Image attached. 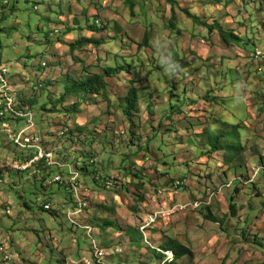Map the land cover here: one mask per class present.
Returning a JSON list of instances; mask_svg holds the SVG:
<instances>
[{
  "label": "rangeland",
  "instance_id": "obj_1",
  "mask_svg": "<svg viewBox=\"0 0 264 264\" xmlns=\"http://www.w3.org/2000/svg\"><path fill=\"white\" fill-rule=\"evenodd\" d=\"M4 1L0 0V7ZM222 1L220 6L219 0H19L17 10L0 22V29H6L0 30V53L11 73L12 94L23 96L27 105L35 101L39 104L35 109L37 128L30 136L49 134L51 141L47 138L39 142L46 153H64L65 158L59 157L66 163L63 168L70 165L76 169V159L86 148L87 152L101 155L96 160L101 167L104 162L109 167L103 176L110 174L111 184L107 186L111 190L94 185L93 177L80 176L86 188L83 187L88 189L84 195L90 208L82 224L94 218L116 223L106 232L95 228V238L104 250L103 264H161L146 241L149 239L153 248L159 249L167 236L194 251L193 262L185 259L180 264H264V180L259 181L257 189L245 185L239 189L240 195L231 189L219 194L215 202L207 198L210 191L221 190L225 184H231L234 175L243 173L241 169L232 171L236 164L250 166L248 177L255 182L263 170L259 162L264 156V56H257L256 50L264 53V0H247L244 5L249 7L248 11L243 4L241 9L225 8L236 0ZM241 1L244 2L238 0ZM184 10L200 17L203 23L220 20L227 31H236L245 45L237 42L228 46L219 31L211 33L198 26ZM97 16L100 23L119 24L129 39L127 47L110 42L107 46L79 50L75 57L83 62L81 66L60 42L76 20L80 24L66 42L78 41L79 28L84 38L99 40L100 36L88 32ZM60 17L63 19L59 25L48 22L49 19L58 22ZM172 18L173 31L169 26ZM112 35L108 37L111 39ZM146 35H150L152 45L147 50L148 59L138 52ZM121 58L127 62L140 58L145 67L132 69L133 75L121 76L119 81L109 80L106 95L95 100L97 109L84 107L83 113L74 119L51 112L64 94L68 74L85 79L91 73L116 67L117 61L124 65ZM175 59L189 63L183 81L181 76L175 79L180 84L177 100L183 107L169 103L171 81L166 87L164 83L156 85L159 78L165 80L164 73L156 67L172 71L180 65ZM130 81H137V89L142 93L130 120L133 125L120 108V100L132 87ZM42 82L51 83L52 87L34 91ZM185 90L188 94L196 91L200 102H186L182 98ZM208 94L211 99L205 98ZM70 106L68 103L66 108ZM174 106L180 111L174 113ZM61 110L64 107L56 111ZM240 124L247 148L243 156L235 161L232 158L230 165L223 153L211 160L205 157L209 145L201 134L206 128L231 131L233 125ZM10 126V130H5L0 125V246L6 248L9 260L5 261L0 250V264H63L65 260L101 264L90 248V240L83 237L84 231H72L66 213L69 211V219L76 221L75 214L79 211L72 214L67 198L54 195L49 204L60 218L40 210L38 194L41 196L42 186L34 178L41 180V174L45 173L36 169L39 163L21 165L19 158L23 151L15 145L18 134L27 132L30 126L23 123ZM85 127L88 128L85 133H77L78 128ZM70 131L75 132V137L69 135ZM158 131L162 132L156 137L162 146L157 150L160 155L149 145ZM147 145L151 153L132 156L139 146ZM165 158L168 160L164 162L173 167L158 162ZM141 174L150 181L139 191L136 186L140 180L134 176ZM59 177L52 180L55 182ZM75 177L73 184L79 175ZM173 181L182 183L183 189L171 188ZM139 197L145 198L144 203ZM212 202V213L225 219L224 223L214 224L205 219L207 209L203 210V206ZM26 204L32 209H26ZM231 205L237 208L235 217L230 212ZM133 208H137L135 213ZM145 225L152 231L145 242L133 244L129 229Z\"/></svg>",
  "mask_w": 264,
  "mask_h": 264
},
{
  "label": "trees",
  "instance_id": "obj_2",
  "mask_svg": "<svg viewBox=\"0 0 264 264\" xmlns=\"http://www.w3.org/2000/svg\"><path fill=\"white\" fill-rule=\"evenodd\" d=\"M19 0H6L4 1L3 5H1L0 7V22H3L4 20H6L9 17V14H13L16 10H17V5H18ZM224 1L219 0L220 6H222L221 4H223ZM247 2V0L241 1V3L238 2V0H236L235 2L233 1V3H227L225 8H230V7H237L239 9L242 8V4H243V8L248 11L247 9L249 8L248 6L244 5ZM133 6V5H132ZM184 13L189 16L192 20H194L195 22L198 23V26L203 27L205 29H207L209 32L211 33H215V31H219L221 34V37L223 39V41L228 45L231 46L235 43H239L241 46L245 45V43L243 41H241V37L239 34H237L236 31H227L222 25L220 20H215L212 24L209 23H203L201 18L198 16H195L193 14L190 13L189 10H184ZM61 14V13H60ZM60 14H56L57 16ZM63 17L59 18L58 22H54L53 19H49L48 22L50 23V25H59V22H62ZM174 18L171 19L169 26H170V30L173 31V23H174ZM89 23V20H88ZM91 26L88 27V32L93 34L94 36H100L101 38L99 40L95 39V38H84L83 36H81V33L83 32L82 28H79L78 32L80 34L78 41L77 42H66L69 41L67 40L68 37L71 35H73L76 31V26L78 27V25L80 24V21L76 20L75 21V25H73L74 27L71 29H67V34H65V40L63 42V45H65L66 47H68L70 54L72 55V59L74 60L75 63L83 66V62L78 60L75 57V54L77 52H79V50H84L87 47H102V46H107L110 45L111 43L117 44V43H122L124 46L127 47V41L129 40L128 37L126 36V33L123 32V30L121 29V27L119 26V24L116 23H100L98 20V16L95 17L93 19V22H91ZM100 23V24H98ZM3 32H6L5 28L0 29ZM43 30V29H40ZM54 33V32H53ZM56 33V32H55ZM109 34H113L112 38L110 39L108 36ZM46 42H49V38L46 37ZM45 44V42H44ZM151 37L150 35H146L145 39L143 41V43L140 45L141 50H138V52L145 58L148 59V54H147V50H151ZM243 47V46H242ZM0 49H1V43H0ZM257 51V50H256ZM122 61L125 63L124 65L121 64L119 61L115 62L116 63V67H110V68H106L103 69V71L101 73H91L88 75L87 78L85 79H76L73 78V76L71 75H67L66 79L64 81V85L63 87H65V91L64 94L62 95V97L60 98V100L56 103H54V109L51 112L55 113L58 112L59 113H63L64 115H69V119H74L73 117L75 115L78 114H82L84 111V107L86 108H95L97 109V103H95L97 99H99V97H104L109 89V80H116L118 79V81L121 79V76H131L133 74L132 73V69H137L139 68L141 65H143L142 61L140 60V58L137 59V61L131 60L130 62H127L125 59L121 58ZM0 60L4 61V59H2L1 57V53H0ZM176 60V59H175ZM153 62V61H152ZM176 62H179V66L176 65L174 66V69L172 71H167L165 72V70L161 69V68H157L156 69L159 72L164 73L163 77H164V81L161 78H157V84L156 85H160L161 83H164L163 85L166 87V84L169 83L171 81V83L173 84L172 90L169 93V103L171 105H176L178 107L182 106L183 107V103L177 99H180V97L178 96V86L180 85L178 82L175 81L176 78H180L181 76V80L183 81L185 75L183 74L184 72H186L189 68V63L187 61H181L180 59L176 60ZM151 64V63H150ZM7 67L8 65L5 64ZM153 66V64H151ZM145 67V66H144ZM47 68V67H46ZM85 71H87V69H85ZM10 77H11V73H10ZM134 77V76H133ZM10 81V78H9ZM43 83V82H42ZM132 87L128 90V93L125 97L122 98V100H120V102H122L120 108L123 109L124 111V116L129 119V122H131L130 120L134 117V113H136V110L138 109V105H139V101H140V95L142 94L140 89H137V81H130ZM152 83H155L152 82ZM51 83H39V86L37 88L34 89V91L36 90L37 92L40 91H47V87H49L48 89H50V87H52V85H50ZM10 85L12 88V84L10 81ZM151 89V88H150ZM147 92V91H146ZM18 93V92H17ZM183 96L182 98L186 99V102H190V100L194 103L200 102L198 97H197V92L196 91H192L190 92V94H188V92L185 90L183 92ZM13 97H15L16 100V110L19 113H25V114H34L35 115V109L39 106L38 102H31L28 103L29 105L25 104V102L23 101L24 99L22 97H20L19 94H17V96H14V94H12ZM152 96V94L150 95V97ZM78 99V101L76 103H72L71 99ZM205 98L207 99H211V95H205ZM111 99V98H110ZM206 99V100H207ZM0 125H3V127L5 128V130H10L11 128V124H28V121L26 119H21L18 118L16 115H13L11 113L8 112L7 110V105L6 103H4V101L0 98ZM215 100V99H214ZM119 102V103H120ZM68 103H71V106L66 108V105ZM92 103V104H90ZM185 103V102H184ZM185 104V105H188ZM110 104V101H109ZM124 105V106H123ZM64 107V110L56 111L59 107ZM124 107V108H123ZM178 107H172V111L175 113V111H180V109H177ZM43 111L46 112L47 109L43 108ZM3 115V116H2ZM76 120V119H75ZM35 122H36V116H35ZM133 125V122H131ZM224 124H228L227 122ZM37 128V126H36ZM87 127L85 128H78L76 131L79 134H83L87 131ZM1 131V129H0ZM35 131V130H34ZM3 132V131H2ZM69 135H71V137H75V132L70 131L68 132ZM100 133V132H98ZM169 133V132H167ZM243 133V125H233L231 128V131H225V129H220L217 128V130H211L210 128H206L203 133L201 134V137H203L204 139H207L208 141V145H209V150L207 152V154H205V157L208 159H212L213 157L219 155V154H226V163L232 164V158L235 160H238L240 158V156H243V153L245 151H247L246 145L244 144V139L242 136ZM21 133L18 134V137ZM159 134H162V132L158 131L157 134H154L152 137L153 139L155 138V144L153 145V139L151 138L149 141H152L151 146L155 147L154 150L162 149V146H160L159 143H157V138ZM132 135L135 136L134 132L132 131ZM1 136V134H0ZM65 136V135H63ZM17 137V138H18ZM35 139L34 144L37 145L39 148L42 149V151L44 152L42 146H41V142H39V140L41 139L42 142L43 141H47V138L50 139L51 136L49 134H43L41 135V137L39 136H29ZM196 140H198V137H195ZM52 139H50L49 141H51ZM50 143V142H49ZM71 143H75V141H71ZM163 144L165 145V142L163 141ZM182 144V143H181ZM47 145V143H46ZM89 145V144H88ZM133 147L134 144H131ZM90 146H92V142L90 143ZM17 147V146H16ZM150 146H139V149L137 152L133 153L132 156H134L135 158H138V155L143 152L144 154H148L149 152L151 153V150H149ZM18 149H20L21 151H23L22 154V158L20 159V163L21 165L26 166L27 163H31L33 161H35V159H37L40 156V151L38 149H33V150H23L19 147H17ZM132 148V147H131ZM89 148H86L84 150V152H82L80 155H82L81 157H77V161H76V169H73L70 165L66 168H63L64 166H66V163L64 162V164L61 162V159L59 157H63L65 158L64 153H60L59 155L54 151L52 153H46L44 152L46 155L52 154L53 155V161H58V162H54L55 165H51L47 158L44 157L43 160H41V162H39V164L36 166V169H39V173H45L44 175L41 174V180H38V177H35L34 179L36 180V183H41L42 186V192H41V196H39L38 194V203H41V208L40 210L43 213H47L50 214L53 218H60L61 215L58 214L57 211H55L53 208L51 209V206L49 205L51 203V201L53 200L54 195H57L61 198H67V200L71 203V207H72V214L75 213L76 211L79 210V203L77 201V196L79 194L80 200L82 201L83 204V210H82V214L76 217V224L73 223L70 219H69V215L70 212L67 214L66 213V218L68 219L69 223L72 226V231L74 232L75 229L80 231L83 230L84 234L83 237L86 238V240H90V248L92 250V252L95 254V248H94V242L97 244V246H99V248L101 250H103L101 248V246L99 245V241L95 238V228H99L101 229L103 232H106L107 229L109 228H114L116 226V223H114L113 221L109 220V219H102V218H94L92 220L87 221L86 223H83V218H86L88 215V210L89 208V202L87 200V198H85L84 193L88 192L85 188L84 185V180H80V176L81 175H87L88 177H93V183L94 185L97 186H102L105 189H108L107 185L111 184L110 183V174L106 175L105 177L103 176L105 173L109 172V167L106 166L105 167V162H104V167H101L99 164L100 162H97L96 160L101 156L100 154H97L94 151H89ZM92 150V149H90ZM159 154V153H158ZM56 155V156H55ZM160 155V154H159ZM207 155V156H206ZM128 156V155H127ZM126 156V157H127ZM129 157V156H128ZM59 158V159H58ZM101 158V157H100ZM162 161H158L159 163L162 164V162L167 161L168 159H161ZM80 161H82L80 163ZM176 162V161H175ZM126 163V162H125ZM240 164H243L241 161H239ZM259 164L263 167L261 170L260 175H258L257 181L255 182L251 180V177H248L250 171L252 169H250L251 167L249 166H244V165H239L236 164V167L234 168L235 170L232 171H239V169L243 170V173L241 175L236 174L234 175L235 179L231 182V184H225L222 189L217 190V191H210V195L207 196L208 199H211L213 202H215L216 198L218 197L219 194L225 192V191H229V190H234L235 189V193L237 195H240V191L239 189H241L242 187H244L246 185V187L248 186V188L252 189H257L258 188V183L261 179L264 180V156L261 157V161L259 162ZM162 165L166 166V167H173V165L171 163L168 162H164ZM28 166V165H27ZM261 168V167H260ZM237 169V170H236ZM158 171V170H155ZM27 172H33V170H27ZM4 172L1 173V175H3ZM26 173V172H25ZM157 173V172H156ZM21 174V173H20ZM28 174V173H26ZM79 175V177H77L76 183L73 184V179L75 178V175ZM55 176H60L59 178L61 179L60 182L56 183V181L54 182L53 178ZM262 176V178H260ZM135 180L139 179L140 180V184H138L136 186V188L140 191L143 190L145 187V183L149 182L150 180L147 179L146 177H144L143 174L141 175H135L134 176ZM53 179V180H52ZM52 180V181H51ZM246 183H245V181ZM84 185V187H83ZM173 187L174 189H183L182 183H179L177 181H173ZM55 186V187H53ZM84 189V192H81L80 190ZM238 189V190H237ZM111 190V188H110ZM80 191V192H79ZM213 194V195H212ZM46 197H45V196ZM45 197V201H43L41 199V197ZM51 197V199L48 197ZM139 200L144 203L145 198L144 197H139ZM255 201V198H254ZM213 202L210 206L205 205L203 206V210L207 209L205 212V219L211 223L214 224H222L225 222V219L222 218H218L217 216H215L212 211H211V207L213 206ZM50 206V210H47L46 207ZM26 209L31 210L32 207L29 204H26ZM104 209V208H103ZM137 208H133V212L135 213ZM252 209V208H251ZM106 210V209H104ZM111 209H109L108 211H110ZM111 212H115L114 210H111ZM230 212L232 213L233 217H235L237 215V208L233 205L230 206ZM11 213V212H10ZM9 216H11V214H9ZM151 226V225H150ZM146 227V225L143 228H139V229H134V228H130L129 229V235L131 237V242L133 244L136 243H143L145 242V239L147 237V235L152 231V229H150L149 227H146V229L144 230V228ZM88 228L92 229V234L90 235L88 233ZM77 241V240H76ZM146 243L150 246V250L154 251V255L155 257L161 262V264H180L181 262H183L185 259H189L191 262L194 261V251L191 247L186 246L185 244H183L181 241L172 238L170 236H167V240L166 242L162 245L161 248L159 249H154L153 246L151 245V242L148 239V242L146 241ZM140 244V245H141ZM104 251V250H103ZM3 253V252H2ZM8 252L3 253L5 255V261L9 262V260L6 259V257H8L7 255ZM172 253L173 257L170 258V254ZM96 258V257H95ZM67 260L63 261V264H67Z\"/></svg>",
  "mask_w": 264,
  "mask_h": 264
},
{
  "label": "built area",
  "instance_id": "obj_3",
  "mask_svg": "<svg viewBox=\"0 0 264 264\" xmlns=\"http://www.w3.org/2000/svg\"><path fill=\"white\" fill-rule=\"evenodd\" d=\"M257 55L258 56H264L263 51L261 50H257ZM10 70L9 68L5 65V63L3 61L0 60V98L4 101V103H6L7 105V110L9 113L16 115L18 118L21 119H26L28 121L29 124V129H27L28 131L26 132L23 131L21 132V134L19 135V137L16 139L15 141V145L23 150H33V149H38L40 151V156L35 159V161L32 162V166L35 165L36 163L41 162V160L44 159V157L47 158L48 162L51 165H55L54 161H53V155L49 154L46 155L41 148H39L37 145L34 144L35 139L30 136V133L33 132L36 129V122H35V115L30 113V114H25V113H19L16 110V100L15 97L12 96V88L10 85ZM3 116V115H2ZM76 179V177H75ZM61 179L57 178L56 179V183L60 182ZM108 187V186H107ZM108 189H110L108 187ZM77 201L79 203V212H75L73 214H75V217L81 215L83 212V204L82 201L79 198V194L77 196ZM47 210H50V206L46 207ZM71 220V219H70ZM73 223L76 224V222L72 219L71 220ZM88 233L91 235L92 234V229L88 228ZM94 248H95V256L96 258L99 260V262L101 264H103L101 262V260H103V258L105 257L103 250H101L99 248V246H97V244L94 242ZM0 250L5 253L6 248L5 247H1L0 246ZM171 256V255H170ZM173 257V256H172ZM171 257V258H172ZM8 260V259H7ZM81 262L79 261H74L73 263L71 262H67V264H80Z\"/></svg>",
  "mask_w": 264,
  "mask_h": 264
},
{
  "label": "clouds",
  "instance_id": "obj_4",
  "mask_svg": "<svg viewBox=\"0 0 264 264\" xmlns=\"http://www.w3.org/2000/svg\"><path fill=\"white\" fill-rule=\"evenodd\" d=\"M258 50V49H257ZM256 53H257V51H256ZM258 56V55H257Z\"/></svg>",
  "mask_w": 264,
  "mask_h": 264
}]
</instances>
